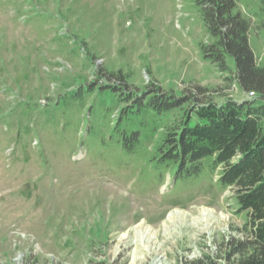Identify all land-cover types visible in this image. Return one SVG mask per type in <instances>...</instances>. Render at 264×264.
Wrapping results in <instances>:
<instances>
[{"label": "rangeland", "instance_id": "374dc122", "mask_svg": "<svg viewBox=\"0 0 264 264\" xmlns=\"http://www.w3.org/2000/svg\"><path fill=\"white\" fill-rule=\"evenodd\" d=\"M236 3L264 61V0ZM210 39L194 0H0V264L223 263L245 219L232 191L216 174L175 180L172 168L160 180L147 154L156 116L100 88L114 79L97 71L121 70L126 90L252 98L230 56L227 71L202 58ZM131 130L133 152L121 144Z\"/></svg>", "mask_w": 264, "mask_h": 264}, {"label": "trees", "instance_id": "16d2710c", "mask_svg": "<svg viewBox=\"0 0 264 264\" xmlns=\"http://www.w3.org/2000/svg\"><path fill=\"white\" fill-rule=\"evenodd\" d=\"M194 1L211 38L199 45L202 58L227 71L230 56L234 63L230 78L242 92H252V98L238 101L227 97L215 102L205 97L203 86L177 94L163 90L156 82L147 83L142 90H126L130 85L121 70L105 72L98 67L100 76L114 79L100 83V88L119 91V100L127 107L135 105L137 111L156 116L157 125L151 131L157 139L147 154L163 167L160 180L172 168L175 180L201 173L211 180L216 174L215 185L232 191L237 211L244 212L245 219L238 229L240 236L224 241L223 263L264 264V61L258 60L250 44L251 17L237 8L236 0ZM258 27H264V18H259ZM129 133L121 144L133 152L140 132ZM223 263L210 254L180 261Z\"/></svg>", "mask_w": 264, "mask_h": 264}, {"label": "bare ground", "instance_id": "6f19581e", "mask_svg": "<svg viewBox=\"0 0 264 264\" xmlns=\"http://www.w3.org/2000/svg\"><path fill=\"white\" fill-rule=\"evenodd\" d=\"M172 214H174L173 212H170L168 215V217H170ZM149 229V227L148 226H145V230H148ZM127 237V233L125 232V233H122V234H120V239H125Z\"/></svg>", "mask_w": 264, "mask_h": 264}]
</instances>
